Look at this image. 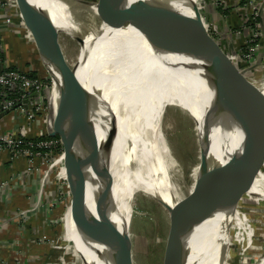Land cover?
Wrapping results in <instances>:
<instances>
[{
    "label": "water",
    "instance_id": "obj_1",
    "mask_svg": "<svg viewBox=\"0 0 264 264\" xmlns=\"http://www.w3.org/2000/svg\"><path fill=\"white\" fill-rule=\"evenodd\" d=\"M71 1L92 9L104 23L110 18L115 19L103 2ZM173 2L147 0L124 25L115 20L121 26L118 32L131 28L143 38L161 63L192 74L202 87V100L197 103L198 117L190 113L198 129L200 146V163L191 197L185 203L187 206L179 219L172 207L156 199L176 221L174 264H193L190 258L195 238L203 230L216 226L217 209L214 203L226 170L239 167L241 176L258 175L255 167L259 154L250 151L248 137L255 122L264 121V105L242 109L230 104L231 99L240 96L246 80L242 78L238 84L240 77L237 68L232 65L228 52L208 33L199 7L187 0H178L177 4ZM15 3L34 40L39 58L36 72L40 77L46 76L52 81L54 112L46 126V133L47 137H58L61 141L64 166L71 184V200L81 223L79 231L90 233L92 238V244L87 249L93 258L85 264H132L130 238L127 230L116 224L118 218L111 203L109 153L103 148L95 169H91L82 151L87 125L77 89L80 84L78 72L87 58L81 55L74 65H69L60 51V30L50 12L30 0H15ZM184 5L190 8L189 13L179 8L177 10L182 47H174L164 38L160 41L152 39L164 14L175 6ZM228 48L231 55H235L231 44ZM261 139L264 140V136ZM263 140L257 139L264 157ZM210 141L215 144L214 151H211ZM249 153L254 159L252 167L245 164ZM249 169L254 171L247 173ZM239 184L235 182L232 185L230 197L222 206L221 220L212 239L213 248L224 233L226 217L234 205V196L247 192Z\"/></svg>",
    "mask_w": 264,
    "mask_h": 264
},
{
    "label": "bare ground",
    "instance_id": "obj_2",
    "mask_svg": "<svg viewBox=\"0 0 264 264\" xmlns=\"http://www.w3.org/2000/svg\"><path fill=\"white\" fill-rule=\"evenodd\" d=\"M30 1L50 12L60 32L75 35L69 16L70 8L77 7L75 3L70 0ZM174 1L173 4H177L178 0ZM187 1L199 7L198 0ZM175 7L161 18L152 39L160 41L164 38L178 47L180 40L175 38L179 33L177 10L189 13L190 8L185 5ZM100 27L99 34L93 33L79 40L81 55L87 58L78 72L80 84L77 89L87 125L82 144L86 162L95 169L102 149L109 153L111 203L116 210L117 225L127 230L133 213L130 201L134 194L142 191L172 207L179 219L187 205L179 199V193L171 182L167 162L169 152L160 132L161 117L166 106L188 110L198 117L197 103L203 96L201 84L192 74L161 63L150 49L142 47L145 41L131 28L118 32L121 26L113 18L101 23ZM51 94L53 105L54 92ZM230 104L242 109L263 106L264 74L257 80L246 79L240 96L231 99ZM149 105L155 115L148 113ZM53 112L54 106L52 115ZM152 117L154 119L150 121ZM211 143V151H214L215 144ZM245 163L251 167L254 164L249 154ZM239 172V167H233L223 175L214 203L216 226L203 230L195 238L190 263H226L220 255L224 240L219 236L213 248L212 239L221 220L222 206L229 199L235 182H240L239 187L249 194L264 200V176H241ZM66 216L64 235L85 262L91 260L93 256L87 248L92 244V238L90 233L79 231L81 223L72 200ZM258 264H264V257Z\"/></svg>",
    "mask_w": 264,
    "mask_h": 264
},
{
    "label": "rangeland",
    "instance_id": "obj_3",
    "mask_svg": "<svg viewBox=\"0 0 264 264\" xmlns=\"http://www.w3.org/2000/svg\"><path fill=\"white\" fill-rule=\"evenodd\" d=\"M96 1L105 3V7L110 10L115 19L121 25H124L146 0ZM198 1L200 14L205 25H207L208 33L223 50L228 52L232 65L239 72L238 84L242 82V78L244 80L261 78L264 74V61L260 57L257 58V56H260L259 54L255 55L253 61H246L241 56L234 57L229 51L227 44L230 38L234 39L236 37L233 33L234 29H229V25L225 22V18L228 16L230 18V10H227L228 2L226 1L223 4L224 6L221 7L224 10L221 13L217 10L218 6L215 5V0ZM258 1L257 6L255 3H252V5L260 9L263 4L260 0ZM71 2L77 5L76 8H70L71 15H69L71 16L70 20L75 35L60 32L58 45L65 60L72 66L82 54L79 40L93 33L99 34L101 23L104 22L92 9L74 1ZM255 18V16L253 18L249 17V23L250 21L253 22ZM26 30L28 29L26 28ZM156 30L157 28L152 36ZM249 40L252 41V37ZM33 46H35L34 42ZM142 47L149 50L146 42ZM181 47L182 43L177 48L180 49ZM239 49L241 48L239 47ZM34 52L38 58L35 47ZM185 73L189 75L188 72ZM44 77L46 78V76ZM164 111L161 117L160 132L169 152L167 162L170 166L171 182L179 193V199L187 203L194 188L196 170L200 163L197 127L188 110L166 106ZM148 113L155 115L151 105H149ZM152 119L154 117L149 120ZM261 136H264V121L259 120L251 127L248 146L253 154H259L255 169L258 175L264 176L262 146L257 141L259 138L263 140ZM262 143L264 145V140ZM249 155L251 156L250 153ZM58 159L57 165H53L54 161L51 165H48V168L49 166L52 168L48 173L49 178L46 181L47 184L44 190L45 196L42 195L41 197L42 203L46 204V209L42 213L45 225L41 230L40 240L37 243L49 250L48 258L54 252V257L50 259L56 261L57 264H85L81 255L74 250L72 242L66 241L64 237V221L66 222L68 204L71 200V184L66 174L64 157L59 155ZM253 171L249 169L246 172L251 173ZM233 203L234 205L230 208L226 217L224 233L220 238V240H224L220 255L223 262H226L225 264H258L264 257V200L248 192H243L238 196H234ZM130 207L133 213L127 228V234L131 241L132 264H174L176 247L175 219L155 198L144 191L133 195Z\"/></svg>",
    "mask_w": 264,
    "mask_h": 264
},
{
    "label": "built area",
    "instance_id": "obj_4",
    "mask_svg": "<svg viewBox=\"0 0 264 264\" xmlns=\"http://www.w3.org/2000/svg\"><path fill=\"white\" fill-rule=\"evenodd\" d=\"M225 1L215 0V5L221 8L226 3ZM252 3L257 6L259 1L248 0L247 4L252 9L250 17L253 18L257 16L259 9L253 7ZM205 26L207 29V25ZM3 32L18 37L24 46L34 42L29 36L31 33L26 30L15 0H0V56L4 51ZM244 46L245 48L238 50V54L246 61H253L256 55V45L253 39L248 40ZM0 67H2L0 70V115H2L0 118V155H7L10 161L24 159L26 171L21 177H29L32 174L40 175L39 194L42 196L49 178L48 173L52 168L51 166L48 168V165H51L52 161H54V166L57 165L58 156L63 155L60 140H45L46 126L52 118V81L48 77L38 75L31 78L20 71L8 70L7 64L2 63L1 57ZM33 94L37 96L32 97ZM32 139H39V141L34 144ZM59 147L61 153L56 155L55 151ZM3 188L5 185L1 184L0 193L3 192ZM35 212L36 209L30 207L27 211L17 210L15 214L19 219V224H25L30 215ZM0 264H5V262L0 259Z\"/></svg>",
    "mask_w": 264,
    "mask_h": 264
},
{
    "label": "crops",
    "instance_id": "obj_5",
    "mask_svg": "<svg viewBox=\"0 0 264 264\" xmlns=\"http://www.w3.org/2000/svg\"><path fill=\"white\" fill-rule=\"evenodd\" d=\"M226 1L230 10V18L229 16L225 18V22L229 25V29H234L233 33L236 37L230 38L227 46L231 44L235 50L234 57H239V47L241 48L252 37L256 45V56L259 54L260 56L257 58L260 57L264 61V0H260L263 7H260L257 12L258 18L250 23L249 17L252 14V9L246 0ZM241 1L243 3L240 5ZM3 34L4 42L13 44L7 55V65L23 69V64L29 63L37 71L39 58L34 52L35 46L27 43V47H25L19 42L18 37L7 32H3ZM29 36L32 38L31 34ZM175 38H179L180 45L182 42L179 33ZM15 44L21 47H19L20 51L16 50ZM25 171L26 161L24 159L10 161L7 155H0V185H5L3 192L0 193V259L5 264H57L56 261L50 259L54 257V252L48 258L49 250L37 243L45 225L42 213L46 209V204L42 203V196L39 194L40 175L32 174L29 177H21ZM30 207H34L36 212L30 215L25 224H19L15 213L17 210L27 211ZM64 237L66 241L69 240L67 236L64 235ZM73 248L79 254L74 246ZM83 262L85 263L84 259Z\"/></svg>",
    "mask_w": 264,
    "mask_h": 264
},
{
    "label": "trees",
    "instance_id": "obj_6",
    "mask_svg": "<svg viewBox=\"0 0 264 264\" xmlns=\"http://www.w3.org/2000/svg\"><path fill=\"white\" fill-rule=\"evenodd\" d=\"M247 1V3H248V0H246ZM243 2L241 1L240 2V5L242 4ZM217 10L219 11V12H221V11H224L222 8H217ZM226 10V9H225ZM227 10L229 11V8L227 7ZM222 13V12H221ZM224 15L226 14V13H223ZM16 46H17V44H15ZM13 46V44H11V42H10V44L6 41V42H4V39H3V47H4V51H3V53L1 54V59H2V63L3 64H7V58H8V52L11 50V47ZM15 46V48H16V50L17 49H19V47L17 46L16 47ZM242 49L243 48H245V46H242L241 47ZM34 58V57H33ZM24 65V68L22 69V68H19V67H14V66H8V70H17V71H20V72H22V73H24V74H27L28 76L31 74V78H35L36 76H38V72H36L34 69H33V66H31L29 63H24L23 64ZM43 81H45V80H43ZM51 139H54V140H59V138L58 137H55V138H49V137H46L45 138V140H51ZM32 141L34 142V144L35 143H37L38 141H39V139H32ZM42 153H44L45 151H41ZM61 153V148L59 147L56 151H55V154L56 155H59Z\"/></svg>",
    "mask_w": 264,
    "mask_h": 264
}]
</instances>
